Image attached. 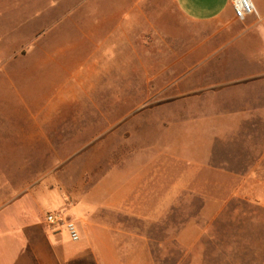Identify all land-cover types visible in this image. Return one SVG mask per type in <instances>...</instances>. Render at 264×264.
<instances>
[{
  "label": "rangeland",
  "instance_id": "1",
  "mask_svg": "<svg viewBox=\"0 0 264 264\" xmlns=\"http://www.w3.org/2000/svg\"><path fill=\"white\" fill-rule=\"evenodd\" d=\"M58 5L55 15L61 17L55 28L62 31V37L53 47L62 50L68 33V44L74 45L77 39V52L73 49L70 56L60 51L59 60L66 67L61 65L53 74L54 64L38 67L31 61H15L8 66L12 82L0 79V238L12 219L25 225L18 219L20 207H27L42 228L46 216L62 212L63 207L71 211L65 217L76 223L74 203L101 206L104 193L117 181L109 180L108 173L132 178L151 161L159 149L154 146L156 138L163 142L160 129L165 131L169 122L166 108L174 106V100L188 101L191 95L170 100L168 96L176 92L165 89L164 74L149 80V73L166 67V58L174 61V70H181L178 58L195 42L194 33L204 27L184 17L174 0H60ZM107 47L106 61L118 56L125 64L103 62L111 70L105 79L96 76L94 81L76 83L71 73L76 68L85 70L80 63L86 62V53L92 50L95 56L105 57ZM73 56L77 60L70 66ZM135 56L142 60L140 67ZM155 59L160 63L154 65ZM68 84L74 86L71 93L76 98L49 117L36 113L59 87ZM36 118L39 122L48 118L40 125L46 135L44 140L30 142L23 136ZM93 155L100 162L98 167L86 180L84 175L78 178V171L88 167ZM232 181L225 170H204L198 177H189L188 188L174 195L173 208L157 210V218L142 225L147 241H128L124 234L125 241L118 242L117 259L106 251L102 260L105 264H118L119 257L125 264H264V211L250 195L233 193ZM56 225L61 246L75 251L82 243L78 228L80 238L73 241L64 225ZM142 245L150 247L151 257L133 249ZM83 256L85 264L100 261L91 250Z\"/></svg>",
  "mask_w": 264,
  "mask_h": 264
},
{
  "label": "crops",
  "instance_id": "2",
  "mask_svg": "<svg viewBox=\"0 0 264 264\" xmlns=\"http://www.w3.org/2000/svg\"><path fill=\"white\" fill-rule=\"evenodd\" d=\"M251 1L256 11L239 19L229 0H174L184 17L204 27L194 33L195 42L184 54L188 60L184 56L178 58L181 70H174V61L166 58L163 61L166 67L149 73V80L164 74L165 89L176 92L168 96L170 100L191 93L186 99L193 105L184 99L171 102L174 106L165 110L170 115L169 122L165 131L159 132L163 142L156 138L154 143L159 147L157 154L132 178L108 173L109 180L116 178L117 181L104 193L105 202L101 206L72 205V217L77 224L73 222L82 239L75 251L61 246L58 225L45 221L46 227L41 228L36 216L28 214L27 207H20L18 219L25 225L19 226L14 219H8L9 227L0 238V264H85L82 260L87 250L100 259L94 264H105L102 258L106 251L117 259L121 236L125 234L132 242L147 241L142 225L153 222L157 210H171L174 195H181L188 188V178L198 177L204 170L228 171L229 177L235 179L231 182V191L250 195L264 211V0ZM59 3L60 0H0V79L12 82L8 66L15 61H31L38 67L54 64V74L62 65L60 51L70 53L75 49L77 52V39L74 45L68 44L69 33L62 50L53 47L62 37V31L55 28L61 17L60 13L55 15ZM74 26L77 31L76 21ZM108 50L109 47L104 51L105 57L95 56L92 50L86 53V62L83 59L80 63L85 70L76 68L71 73L74 81H94L96 76L105 79L111 70L104 63L125 64L117 60L118 56L115 61H106ZM120 55L125 58L122 52ZM75 56L69 57L70 66ZM137 61L140 67L142 60L137 57ZM157 62L160 63L155 59L154 65ZM100 72L102 75H97ZM73 87L71 84L59 87L52 100L42 104L36 113L49 117L68 104L71 98L77 97L71 93ZM178 102L183 105H175ZM47 120L39 122L36 118L24 139L35 142L42 137L44 140L46 134L40 125ZM46 140L50 143L49 138ZM95 157L86 169L78 171V178L84 175L86 180L88 173L98 167L100 162ZM30 194L36 200L34 193ZM158 194L162 195L159 204ZM88 210L92 212H81ZM59 211L64 215L71 212L65 207ZM133 249L146 258L152 256L146 245ZM119 258L118 264H125Z\"/></svg>",
  "mask_w": 264,
  "mask_h": 264
},
{
  "label": "built area",
  "instance_id": "3",
  "mask_svg": "<svg viewBox=\"0 0 264 264\" xmlns=\"http://www.w3.org/2000/svg\"><path fill=\"white\" fill-rule=\"evenodd\" d=\"M231 3V6L233 8V13L236 18L242 19L245 16L254 13L255 7L251 0H229ZM47 222H50L52 225L56 224H62L67 229L70 238L73 241H76L79 239V234L76 228L75 223L69 219L68 217H65L63 212H56L54 214H48L46 216Z\"/></svg>",
  "mask_w": 264,
  "mask_h": 264
}]
</instances>
